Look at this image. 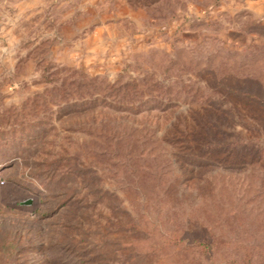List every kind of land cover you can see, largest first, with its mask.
Masks as SVG:
<instances>
[{
	"label": "rangeland",
	"instance_id": "rangeland-1",
	"mask_svg": "<svg viewBox=\"0 0 264 264\" xmlns=\"http://www.w3.org/2000/svg\"><path fill=\"white\" fill-rule=\"evenodd\" d=\"M0 264H264V0H0Z\"/></svg>",
	"mask_w": 264,
	"mask_h": 264
},
{
	"label": "trees",
	"instance_id": "trees-1",
	"mask_svg": "<svg viewBox=\"0 0 264 264\" xmlns=\"http://www.w3.org/2000/svg\"><path fill=\"white\" fill-rule=\"evenodd\" d=\"M249 97V99L251 98L252 99V95H247ZM213 145H208V148L210 149H213V150H221V149H227L228 151L233 148L232 146L230 145H226L225 143L222 144V143H216V142H213L212 143ZM195 243H199L198 241H194Z\"/></svg>",
	"mask_w": 264,
	"mask_h": 264
}]
</instances>
